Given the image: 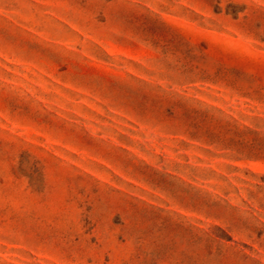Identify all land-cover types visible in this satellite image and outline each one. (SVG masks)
<instances>
[{"label":"rangeland","instance_id":"1","mask_svg":"<svg viewBox=\"0 0 264 264\" xmlns=\"http://www.w3.org/2000/svg\"><path fill=\"white\" fill-rule=\"evenodd\" d=\"M0 264H264V0H0Z\"/></svg>","mask_w":264,"mask_h":264}]
</instances>
